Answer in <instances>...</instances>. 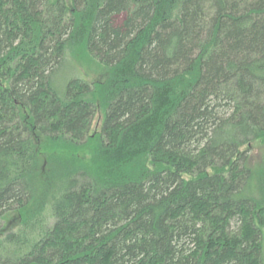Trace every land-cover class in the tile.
<instances>
[{
	"label": "trees",
	"instance_id": "obj_1",
	"mask_svg": "<svg viewBox=\"0 0 264 264\" xmlns=\"http://www.w3.org/2000/svg\"><path fill=\"white\" fill-rule=\"evenodd\" d=\"M263 228L264 0H0V264H263Z\"/></svg>",
	"mask_w": 264,
	"mask_h": 264
},
{
	"label": "rangeland",
	"instance_id": "obj_2",
	"mask_svg": "<svg viewBox=\"0 0 264 264\" xmlns=\"http://www.w3.org/2000/svg\"><path fill=\"white\" fill-rule=\"evenodd\" d=\"M120 19L121 17L116 18L117 21H119ZM77 59V74H79L84 79H87L89 82L100 81L101 79H103L106 69L100 62H98L96 59H91L87 55H85V57L78 56ZM102 115L103 113L101 112V110H97L92 121L91 132L99 131L103 118ZM77 156L81 157L84 162H87V160H89V154L86 150L79 151ZM7 221L8 220H6L4 223V225L6 226L8 225ZM12 228L13 226L11 225L8 230ZM262 258L264 264V228L262 229Z\"/></svg>",
	"mask_w": 264,
	"mask_h": 264
}]
</instances>
